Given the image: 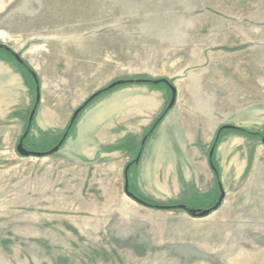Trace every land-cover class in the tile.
I'll return each instance as SVG.
<instances>
[{
    "label": "rangeland",
    "instance_id": "obj_1",
    "mask_svg": "<svg viewBox=\"0 0 264 264\" xmlns=\"http://www.w3.org/2000/svg\"><path fill=\"white\" fill-rule=\"evenodd\" d=\"M0 45L37 73L39 122L51 110L72 116L116 80L166 78L177 89L169 111L187 116L202 98L216 115L223 105L220 127L264 136V0H0ZM0 61L18 63L1 52ZM146 85L167 91L169 104L168 85ZM8 119L0 115V264H264L262 137L225 130L213 152L225 197L199 217L129 197L126 158L80 154L71 143L21 156L28 122ZM152 134L130 173L134 191L196 213L214 206L215 135H179L187 148L158 155ZM29 137L24 146L39 152L58 140Z\"/></svg>",
    "mask_w": 264,
    "mask_h": 264
},
{
    "label": "crops",
    "instance_id": "obj_2",
    "mask_svg": "<svg viewBox=\"0 0 264 264\" xmlns=\"http://www.w3.org/2000/svg\"><path fill=\"white\" fill-rule=\"evenodd\" d=\"M34 91L32 78L24 73L18 63L0 61V115L9 114L12 117L3 122L26 124L36 99ZM194 102L195 106L188 111L187 116L181 114L178 107H174L157 126L152 135L157 137L154 146L158 155L174 154L184 147L187 148V143L183 144L179 135H216L224 122L223 105L216 115L213 109L205 107L202 98ZM167 105L168 93L160 87L146 84L119 85L95 99L80 114L59 150L67 143H71L80 150V154L110 155L120 160L126 158L123 164L125 169L132 160L134 151L140 149V141L135 146V137L145 135ZM39 108L41 106H38ZM54 115L56 113L51 110L48 119L43 122H39L37 114L35 115L29 137L32 145L54 143L61 139L71 114L65 110L62 119L55 118ZM200 142L202 146L208 147V143L210 142L209 145L212 143V138L202 139Z\"/></svg>",
    "mask_w": 264,
    "mask_h": 264
},
{
    "label": "trees",
    "instance_id": "obj_3",
    "mask_svg": "<svg viewBox=\"0 0 264 264\" xmlns=\"http://www.w3.org/2000/svg\"><path fill=\"white\" fill-rule=\"evenodd\" d=\"M0 52L2 54H6L8 55L9 57L15 59L16 61H18V64L24 68L28 74L30 75V77L32 78L33 82H34V89H35V95L37 97V87L40 86V81L36 82L34 77H33V68L28 64V62L24 59H22L21 61H19L17 59V55L11 51V49H9L8 47L4 46V45H0ZM124 84H154L152 81H150V79H144V78H140V79H133V78H129V79H126L125 83ZM161 84V83H160ZM165 84V83H163ZM155 85V84H154ZM118 87V86H116ZM114 87V88H116ZM113 89V88H112ZM111 89L108 88V86L100 89V93L98 96H96L95 98L91 99V100H86L80 107H81V112L80 114L95 100L97 99L98 97L102 96L103 94L109 92ZM38 105L39 103L36 102V99H35V103L34 105L32 106V109L31 111L34 109L35 105ZM169 111V108L168 106H166V108L162 111V113L156 118V120L154 121V123L152 124V126L150 127V129L145 133V135L143 136L142 138V142H141V145H140V149H139V152H143V149H144V145L145 143L147 142V140L149 139V137L151 136V134L155 131V129L157 128V126L160 124V122L163 120V118L167 115ZM31 113V112H30ZM36 114V113H35ZM80 114L77 116V118L75 120H70L68 126L66 127L65 131L63 132L62 134V137L63 135L66 133L67 134V137L69 136L70 132L72 131L74 125L76 124ZM72 119V118H71ZM33 122L31 123L30 125V128H29V119H28V123H27V126L25 128V131L24 133L28 130V134L24 137V142L28 139L29 137V133H30V129H31V126L33 125ZM225 128H223L222 126L218 128L217 130V133L214 137V140H213V143H212V146L211 148H214L216 149V146L218 145L219 141H220V138L221 136L225 133ZM230 130H233V131H237V132H240V133H244V134H249V135H252V136H256V137H262V134L260 132H256V131H250V130H247V129H243V128H239V127H235V128H232ZM24 133L22 134L21 137H23ZM61 137V139H62ZM60 139V140H61ZM67 139V138H66ZM65 139V140H66ZM59 140V141H60ZM59 141L55 144L57 145L59 143ZM65 142V141H64ZM64 142L62 143V145L64 144ZM61 145V146H62ZM61 148V147H60ZM28 149V148H27ZM29 150H31L29 148ZM209 163H210V166L212 167L213 169V173H214V176H215V180H216V183H217V186H218V191H221V182H220V177H219V172H218V169L214 163V158H213V155L212 156H209ZM139 164V161L137 162L136 159H133L131 160L127 165H130L129 169H128V172H127V176L129 178V190L134 193L138 198L142 199L143 201L147 202L148 204H150V206L152 208H158V209H164V207H169L168 210H173V209H177L176 205H162V204H158V203H155L151 200H148L144 197H142L140 194H138L137 192L134 191L132 185L130 184V173L132 171V168L135 166H137ZM126 165V166H127ZM219 199V196L217 198V200ZM217 200L215 201V203L217 202ZM214 203V204H215ZM213 206V205H212ZM211 206V207H212ZM210 208V207H209Z\"/></svg>",
    "mask_w": 264,
    "mask_h": 264
},
{
    "label": "water",
    "instance_id": "obj_4",
    "mask_svg": "<svg viewBox=\"0 0 264 264\" xmlns=\"http://www.w3.org/2000/svg\"><path fill=\"white\" fill-rule=\"evenodd\" d=\"M17 59L19 61L22 60V58H20L18 55H17ZM33 77L35 79L36 82L39 81L38 79V75L37 73L34 71L33 72ZM126 81V79H119V80H116L114 81L113 83L109 84L108 85V88L112 89L116 86H119V85H122L124 84ZM152 81L154 84H160V83H165L166 85H168L172 91V95H171V99L169 101V104H168V108L171 109L176 101H177V89L176 87L166 78H160V79H154V80H150ZM100 93V90L96 91L95 93H93L88 100H91L93 98H95L96 96H98ZM40 97H41V93H40V86L37 87V97H36V102L39 103L40 102ZM37 104L35 105L34 109L31 111V114L29 116V128H30V125L34 119V116H35V113H36V108H37ZM81 112V107L79 106L73 113V116H72V121L75 120L77 118V116L80 114ZM223 128L225 129H232V128H235L236 126L234 125H224L222 126ZM28 134V130L24 133L23 137L20 138L19 140V144H18V153L23 156V157H30V156H36V157H43V156H47V155H52L56 152H58V150L60 149L62 143L65 141V139L67 138V134L65 133L62 137V139L59 141V143L57 145H55L53 148H51L50 150L48 151H45V152H39V151H33V150H29L27 149L25 146H24V137ZM262 143L264 144V136L262 137ZM213 152H214V148H211L210 152H209V156H212L213 155ZM141 152L139 153L138 157L136 158V161L138 162L141 158ZM130 165H127L125 170H124V175H125V192L126 194L133 198L134 200L138 201L139 203L141 204H144L148 207H151L150 204H148L147 202L143 201L142 199L138 198L134 193H132L130 190H129V178L127 176V172H128V169H129ZM224 197H225V193L222 189V186H221V194L219 196V199L218 201L215 203L214 206L210 207V208H206V209H203L202 211L197 212L196 209L194 208H189L186 204H179V205H176L177 209H182V210H185V211H189L190 213H192L193 215H198L199 217H206L208 215H210L213 211L217 210L221 204H222V201L224 200ZM164 209H169V207H164Z\"/></svg>",
    "mask_w": 264,
    "mask_h": 264
}]
</instances>
